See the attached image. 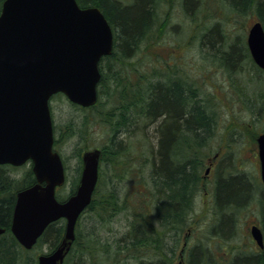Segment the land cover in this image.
<instances>
[{"label": "rangeland", "instance_id": "1", "mask_svg": "<svg viewBox=\"0 0 264 264\" xmlns=\"http://www.w3.org/2000/svg\"><path fill=\"white\" fill-rule=\"evenodd\" d=\"M122 1L128 3L131 0ZM225 1L193 0L189 5L196 4V6L192 8L194 9L192 12H188L190 15H196L193 20L186 17L182 12L180 0H167L164 7L158 9L160 15L157 26L162 30L157 32L156 28L154 32L156 37L143 43L141 51L129 59V67L127 66L126 69L130 74L128 77L129 87L134 83L136 85L141 82V73L147 76L145 80L149 85L150 79L156 82L151 77L152 73L164 72L165 69L163 71L160 69L167 67L165 63L174 62L176 64L173 67L185 75L186 79L193 81L201 90L202 95L206 93L213 96L214 100L212 99V101L217 103L220 114L217 126L219 133L211 140V145L209 144L208 149H205L206 151L203 153V155L209 154V156H207L206 165L201 174H204L207 169L208 159H213L218 154L219 158L216 161L215 172L212 171L211 176L213 177L211 178H214V175H223L230 171L235 175L244 176L245 180L248 181L249 185L242 180L245 184L243 188L246 193L249 191L250 186L249 194L238 200L240 203H244L250 197L244 206L245 208L236 215L238 221L232 231L231 225L227 224L225 220L218 225L219 231L225 235L228 234V237L221 234L211 236V228L216 225L215 222L217 221L212 214L214 212L212 206L214 207V205L210 196L200 191L196 199V212L190 221V225L182 232L180 237H177L178 239L168 234L160 242L159 257L157 254L152 257L153 259L158 257L156 263L159 259L163 260L170 257L172 250V253L176 251L172 255L174 264H179L180 251L186 238L189 244L185 250L186 252H184V264H187L189 252L196 246H199L200 249L202 247L208 249L209 247L210 255L217 264L232 262L239 254L261 253L260 248L250 235V226L256 224L261 227L264 221L262 214L264 208L261 203V201L264 203V192L260 182L259 162H257L256 157V139L264 132V71H260L258 67H252L250 64L242 65V67L237 65V73L230 75L225 69L204 60L199 46L200 40L198 37L200 33L205 29L208 30L215 23L220 24V29L224 37L226 36V41H228L227 45L230 46L235 41L234 37L236 35L242 39L244 37L247 39L251 26L259 21L255 14L246 16L239 12L225 14L223 10L224 14H219L215 11L217 6L215 4H222ZM189 35L190 38L187 37ZM111 62L113 61L109 59L103 62L105 72H108V75L112 74L106 69ZM135 67L137 73L133 70ZM169 72L170 69H167L166 73ZM123 86H125V83L122 86L110 87L120 88V92L114 89L112 96L106 94L101 98V102H103L102 107L99 108L101 117L96 115V110H82L80 107L74 106L64 96L59 95L51 100L54 124L61 133L58 134L59 139L61 135L63 138L65 137L62 133L67 131V125L72 126L75 123L78 127L81 120L89 122V126L86 125L84 128L85 134L82 137L76 134L71 138L64 140L62 138L56 145V150L65 162L67 172L66 185L63 190L60 188L57 190V194L60 196L69 197L73 181L76 180V184L79 183L82 173V155L85 151L109 148L111 137L114 134V127L118 125L119 121L112 122L114 115H111V119H113L111 122L105 116L108 117L112 109L115 112V108L127 106L129 104L128 100L135 101L139 99V94L135 93H139L138 88L140 86L133 88L136 90H133L135 92L133 96L130 95L132 99L123 95ZM106 90L104 88V91ZM144 105L139 103L138 107L141 109ZM132 115H134V118L129 125L115 135V145L125 147L121 151L125 155L124 158L128 159L126 164L115 169V173L119 176L127 173V179L124 181L116 180L115 177H112L114 170L112 167L107 166L105 168L103 164L100 165V175L102 176L101 195L108 193L111 188L117 189L123 198L127 197V210L117 214L111 222H106V224L101 223L102 221L96 213H87L80 220L81 228H83L85 234L95 231L97 234L109 238L111 242L122 238L133 224L138 225L134 227H140L142 225L141 220L145 218L138 215L144 212L147 213L148 209L151 208L150 205H153L151 194L155 190L152 183V172L158 141V123H154L146 117H140L137 107L133 109ZM74 127L78 131L77 127ZM78 128L81 129V127ZM78 154L81 156H78ZM30 168V163L16 170L5 167L0 169V177L19 181ZM7 184L8 188H5L7 191L5 195L8 196L12 193L13 187L11 188L12 183L7 182ZM63 223L65 225L64 220ZM152 224L154 227L159 226L156 213L153 215ZM189 231H191V236L188 234ZM121 247L120 259L124 261L128 251L125 250L124 244H121ZM51 252L50 242H43L27 251L21 246H11V240L9 239L3 240L0 244V264H38L40 255ZM244 260V258H240L231 264H242ZM83 264H87V262Z\"/></svg>", "mask_w": 264, "mask_h": 264}, {"label": "trees", "instance_id": "2", "mask_svg": "<svg viewBox=\"0 0 264 264\" xmlns=\"http://www.w3.org/2000/svg\"><path fill=\"white\" fill-rule=\"evenodd\" d=\"M4 1L0 0V13ZM192 1L180 0V6L185 16L194 20L196 15L188 14L196 6L195 3L193 6L189 5ZM77 2L81 8L98 7L108 19L115 34L113 54L104 58L100 64L102 79L99 85L98 104L89 109L96 110V115L101 117V110L99 109L103 103L101 98L106 94L107 96H112L114 89L120 92V88L110 87L122 86L125 83L123 95L132 99L130 95L133 96L136 90L133 88L140 86L138 88L139 93H135L139 94V99L135 101L128 100L129 104L127 106L117 107L115 112L112 109L108 117L105 116L111 122L113 120L111 115H114L112 122L117 120L119 123L114 127V134L111 137L109 148L101 149V164L105 168L108 166L114 169L112 177H115L116 180L124 181L127 179V173L121 176L115 173V169L118 166L126 164L128 161V159L124 158L125 155L121 151L125 147L122 145L117 147L115 145V135L129 125L134 118L132 110L136 107L139 109L140 117H146L152 122L158 123V141L152 172V183L155 190V194H151L153 205H150L151 208L148 209L147 213L143 211V214L138 215L145 218L141 220L142 225L134 227L138 225L133 224L122 238L113 242L95 231H91L88 234L83 232L80 220L85 214L96 213L100 221H102L101 223L106 224V222H111L117 214L127 210V197L123 198L117 189L111 188L108 193L101 195L102 176L100 175L93 201L78 222L76 229L77 238L64 264H83L85 262L87 264H123L125 262V264H174L172 255L176 251L172 253V250L170 252L171 258L159 259L158 263L155 261L160 254L158 252L160 242L168 234L178 239L177 237H180L182 232L190 225V221L196 212L195 201L196 194L200 190L201 172L206 165L207 156H209V154L203 155V153L208 149L209 144L211 145V140L219 133L217 126L220 114L217 109V103L212 101V99L214 100L213 96L206 93L202 95L201 90L198 89L199 87L193 81L186 79L184 75H177V72H180L170 66H168L170 67L169 73H152L151 77L156 82L150 79L149 85H147V80H145L147 76L141 73V82L128 86L130 74L126 69L127 66L129 67V59L141 51L143 43L156 37L154 33L156 28L157 32L160 30V27L157 26L160 15L158 9L164 7L167 0H131L128 3H124L122 0H77ZM215 5H217L215 11L219 14H228L230 12H239L244 16L255 14L264 27V0H226L222 4ZM228 16L230 17V15ZM220 28V24L215 23L208 30L205 29L200 33L198 39L200 40L199 46L203 59L209 61L210 64L225 69L230 75L237 73V65L242 67V65L250 64L255 67L256 65L250 55L246 38L242 39L236 35L234 37L235 41L228 46L226 36L224 37ZM190 35L187 37L190 38ZM108 59L113 61L106 68L112 73L110 75L105 72V66L103 65V62ZM164 69L165 67H162L160 70L163 71ZM133 70L136 72V67ZM172 84L182 86L183 91L177 86L170 87ZM104 88L107 90L104 91ZM139 103L145 104L144 107L140 109L138 107ZM88 123V121L81 120L78 126L81 129L75 123L72 126L70 124L67 125V131L62 133L65 137L63 138L61 135L60 139L58 134L61 133L55 126V135H57L55 145L62 138L63 140L71 138L76 136V134L82 137L85 134V126H89ZM74 126L77 127L78 131H76ZM180 126H185L187 132H179ZM184 133H187L186 138ZM180 136L182 139H180ZM181 142L183 146L185 145L183 150L180 147ZM78 156L81 155L78 154ZM5 167L13 170L18 169L10 166H0V169ZM225 174V176L224 174L217 176L218 181L214 198L218 216L216 217V225L211 228V236L221 234L228 237V234L225 235L219 231L218 225L225 220L227 224L231 225L232 231L238 221L236 215L245 208L244 206L250 199L248 197L244 203L238 201L250 192V186L247 193L243 188L245 185L243 182L246 181L248 184L245 177L235 175L230 171ZM242 180L244 181L242 182ZM7 182L12 183L11 188L13 187L12 193L8 196L7 194L5 195L7 192L5 188H8ZM33 184H35V176L32 168L19 181L0 177V225L7 229V232L0 237V244L3 240L9 239L11 240V246H20L10 232L16 195L20 190ZM76 187L75 180L73 181L71 194L75 192ZM60 189L63 190V188ZM57 196L60 201H64L66 198L65 195L62 197L57 194ZM261 203L264 208V203L262 201ZM155 213L159 221L158 227H154L152 224ZM262 214L264 218V210ZM64 229L63 220L51 224L40 238L38 244L50 242L51 251H53L60 244ZM121 244H124L125 250L128 251L124 261L120 259L122 254ZM154 254L158 256H156V259L152 258ZM240 258L245 259L242 264H264V257L261 254H239L232 262H226L225 264H231ZM213 263L217 264L210 255L209 247L208 249L203 247L200 249L199 246H196L189 252L187 264Z\"/></svg>", "mask_w": 264, "mask_h": 264}, {"label": "water", "instance_id": "3", "mask_svg": "<svg viewBox=\"0 0 264 264\" xmlns=\"http://www.w3.org/2000/svg\"><path fill=\"white\" fill-rule=\"evenodd\" d=\"M113 29L98 7L81 8L77 0H5L0 13V165L32 162L36 183L17 193L11 232L31 250L54 222L65 219L64 236L38 264H64L76 241V227L90 206L99 180L101 150L82 156L77 189L60 202L57 188L66 170L54 150L50 101L63 94L83 108L98 103L100 62L111 56ZM247 44L255 64L264 70V27L254 23ZM264 184V134L257 138ZM209 172V169L207 170ZM6 229L0 225V236ZM253 239L264 248L259 227Z\"/></svg>", "mask_w": 264, "mask_h": 264}, {"label": "flooded vegetation", "instance_id": "4", "mask_svg": "<svg viewBox=\"0 0 264 264\" xmlns=\"http://www.w3.org/2000/svg\"><path fill=\"white\" fill-rule=\"evenodd\" d=\"M248 49H249V48H248ZM249 52H250V51H249ZM250 55H251V54H250ZM175 64H176V63H174V62L165 63V65H167V67L165 68V71H164V72H160V73H166L167 69H170V67H173ZM168 66H170V67H168ZM156 74H158V73H156ZM177 75H183V74L177 72ZM184 76H185V75H184ZM171 81H173V80H171ZM171 86H177V87L181 88V90L183 91L182 86H180V85H178V84H174V85L172 84V85H170V87H171ZM163 87H167V86H163ZM137 111H138V113H139V109H137ZM132 112H133V110H132ZM178 131H179V132H183V131H184V132H187V129H186L185 126H180ZM263 133H264V132H262L261 134H263ZM186 134H187V133H184L185 138H186ZM180 139H182L181 136H180ZM183 141H184V140H183ZM256 145H257V143H256ZM180 147H181L182 150H183L184 147H185V145L183 146V143L181 142V143H180ZM256 157H257V162H259V169H260V160H259V155H258V145H257ZM218 158H219V155L216 154V155L213 157V159H211V158L208 159V166H207V169H206V171L204 172V174H203V173L201 174V179H200V181H199V188H200V190H199V192L196 194V199L198 198V196H199V194H200V191H203L205 194H207L208 196H210V198L212 199V203H213V205H214V207L212 206V208H214V209H213L214 212H213L212 214L214 215L215 218L218 216V215H217V214H218V209H217V207H216L215 198H214V194H215V191H216L215 188H216V186H217L218 177H217V175H214V178H211V177H213V176H211V173H212L213 170H214V172H215L216 161H217ZM170 160H171V159H170ZM208 169H209V172H207ZM212 175H213V174H212ZM225 175H226V174H224V176H225ZM259 175H260V174H259ZM261 186L263 187V192H264V185L261 184ZM263 192H262V193H263ZM195 203H196V201H195ZM210 207H211V206H210ZM253 226H257V227L260 228V230H261V232H262V235H263V242H264V221H263L261 227H260V225L251 224V226H250V235H251V237H252L251 229H252ZM188 234H189V236H191V231H189ZM252 239H253V237H252ZM253 241L256 243V241H255L254 239H253ZM188 244H189V243L187 242V238H186L185 241L183 242V246H182L181 251H180L181 264H184V263H185L184 252H186L185 250H186ZM256 244H257V243H256ZM257 246L259 247L258 244H257ZM259 248H260V247H259ZM260 251H261L260 254L264 257V248H263V249L260 248Z\"/></svg>", "mask_w": 264, "mask_h": 264}]
</instances>
